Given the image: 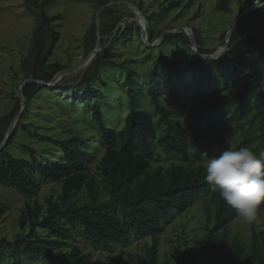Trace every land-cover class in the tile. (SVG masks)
Wrapping results in <instances>:
<instances>
[{"label":"trees","instance_id":"16d2710c","mask_svg":"<svg viewBox=\"0 0 264 264\" xmlns=\"http://www.w3.org/2000/svg\"><path fill=\"white\" fill-rule=\"evenodd\" d=\"M28 1L45 10L59 0ZM90 1L100 6L107 4L104 0ZM143 1L140 0L138 7L146 14ZM254 1L245 2V7H250ZM147 18L150 24L151 18ZM41 19L51 21L54 18L43 13ZM259 28L254 26L246 30L245 37L234 28L229 50L219 59L192 56L189 68L206 74L207 80L210 83L215 81V84L200 106L184 118L163 100L155 77L157 67L144 77V80L152 81L147 91L138 79L139 72L126 68L129 110L123 127L117 129L106 125L103 109L99 105L94 108L93 118L100 129L95 145L104 149L98 163L104 187L102 198L100 180L90 167L94 148L82 147L81 136L52 139L63 155L59 161L42 160L33 147H28L32 154L30 159L15 157L7 150L19 127L34 135L30 125L23 120L29 115L30 102L34 99L31 92L43 88L37 78L50 81L65 69L64 65L54 63L51 70L41 71V67L44 68L42 61L41 74L25 84L23 93L27 103L16 131L0 150V179L27 197L35 196L43 182H61L62 194L56 200L48 198L45 210L37 203H26L20 225L29 231L18 234L13 240L0 239L2 264L6 257L18 260L22 256L41 259L43 264H104L92 260L79 248L69 254L57 252L74 236L78 227L92 247L105 252L151 238L152 243L144 246L138 264H158L160 235L198 202L204 204L206 213L204 249L209 264H264V230L254 231L250 243L240 236H230L231 225L239 216L207 183L204 169L213 149L216 150L213 157L240 147H250L258 156L264 157V75L260 89L255 90L252 79L256 65L251 62L255 60L254 54L264 57V31ZM179 35L182 34L165 36L162 44ZM149 40H154L151 33ZM196 41L201 46L197 38ZM186 42L191 44L188 37ZM199 53L206 54V51L199 49ZM104 58L97 55L94 59L96 68L83 82L87 85L85 91L104 95L102 90L93 86V82L100 78L101 68L110 63ZM234 64L241 67L234 81L240 87L226 91L224 89L230 85L231 79L225 71ZM252 65L254 72H250ZM146 99L149 107L144 104ZM20 112L17 110L16 115ZM210 138L213 141L207 144ZM164 160H169V165H163ZM83 190L88 192L89 200L79 204L75 198ZM260 212H264V204ZM39 229L47 230L54 238H40L37 235ZM176 257L180 262L193 264L190 253ZM112 264L131 262L116 258Z\"/></svg>","mask_w":264,"mask_h":264},{"label":"rangeland","instance_id":"374dc122","mask_svg":"<svg viewBox=\"0 0 264 264\" xmlns=\"http://www.w3.org/2000/svg\"><path fill=\"white\" fill-rule=\"evenodd\" d=\"M104 1L107 4L100 6L90 0H59L42 10L28 0H0V141L4 140L19 116L16 115L17 110L25 108V84L33 82L41 74L42 61L44 68L41 67V71L45 72L51 70L54 63L64 65V70L71 71L58 81L52 83L63 70L50 81L41 80L51 85L42 84L37 78V83L43 88L33 89L31 92L34 99L30 102L29 115L23 120L30 125L34 135L19 127L7 150L15 157L30 159L32 154L28 147H33L37 149V156L42 160L59 161L63 155L52 139L81 136L82 147L94 148L90 167L100 180L101 198L104 197V187L99 176L98 163L104 149L95 145L100 129L93 118L94 108L99 105L103 109L106 125L117 129L123 127L129 110L128 89L125 84L126 68L139 72L138 79L147 91L152 81L144 80V77L157 67L155 77L163 100L179 117L184 118L209 96L215 81L210 83L206 74L196 73L189 68L192 56L198 53L192 44L186 42V37L189 39L186 32L173 33L172 35H182L171 37V41L165 44H162L165 38L163 33L183 27L191 28L193 37L196 31L195 39L201 44L198 50L206 51V54L200 53L199 56L219 59L215 52L220 46H226L227 34L234 25L243 37L246 30L254 26L264 31V25L261 26L264 20V0H255L247 8L245 2L249 0H144L145 16L151 18V23L146 24L149 33L154 36L151 42L148 35V39L144 36L140 24L129 20L134 13L125 3L127 0ZM129 1L137 6L140 2ZM43 13L54 19H41ZM230 41L226 51L229 50ZM98 44L97 55L110 61L99 71L100 78L93 82V86L102 90L104 95L85 91L87 85L83 84L95 70V63L83 69L85 72L74 71ZM253 58L255 60L251 62H255L256 71L252 82L255 90H259L264 75V57L257 53ZM240 71L239 64L237 67L234 64L227 68L225 72L230 76L231 82L224 90L240 87L234 84ZM250 72H254V65L250 67ZM144 104L149 107L148 99ZM16 126L17 123L14 131ZM212 141L213 138H210L206 143L210 144ZM215 151L213 149L209 153L208 160L213 158ZM162 164L169 165V160H164ZM61 194V182H43L35 196L27 197L0 179V239L5 237L13 240L18 234L29 231L20 225L27 202L37 203L45 210L47 199L53 197L56 200ZM88 200L89 194L86 190L81 191L75 198L79 204ZM205 225L204 204L198 202L177 217L166 232L160 235L158 264H185L176 256L186 253L192 254L193 264H209L204 249ZM262 230L264 212H260L252 223H245L238 217L231 225L230 236H240L246 243H250L253 232ZM73 234L57 252L69 254L74 248H79L92 260H100L104 264H112L116 258L138 264L144 246L152 243V239L147 238L127 246H119L112 252H105L89 244L81 227L76 228ZM37 235L40 238H54L43 229H39ZM3 264H43V261L25 256L18 260L6 257Z\"/></svg>","mask_w":264,"mask_h":264},{"label":"clouds","instance_id":"9594fccd","mask_svg":"<svg viewBox=\"0 0 264 264\" xmlns=\"http://www.w3.org/2000/svg\"><path fill=\"white\" fill-rule=\"evenodd\" d=\"M205 179L245 223L254 222L264 204V157L250 147L228 149L204 164Z\"/></svg>","mask_w":264,"mask_h":264},{"label":"water","instance_id":"95a60500","mask_svg":"<svg viewBox=\"0 0 264 264\" xmlns=\"http://www.w3.org/2000/svg\"><path fill=\"white\" fill-rule=\"evenodd\" d=\"M125 3H126V4H130L131 2H130V1H125ZM254 7H256V5H255ZM246 12H247V11H246ZM246 12H245V13H246ZM140 13L143 15V17L145 18V20H146V22H147V24H148V22H149V21H148V18L145 16V14H144L142 11H140ZM243 14H244V13H243ZM243 14H242V15H243ZM242 15H241V16H242ZM238 20H239V18L236 20V22H237ZM235 26H236V25H234V26L231 28V30L228 32V34H227V44H226L225 51L228 49V42L230 41V38H231V36H232V33H233V30H234ZM146 31H147V30H146V28H145V33H146ZM186 31H187V28H186V27H183V28H180V29H177V30H174V31H167V32H164V33H163V37H165V36H167V35H169V34H173V33H182V32H186ZM146 39H148L147 34H146ZM189 39H190V42H191L192 46H193L194 48H197L198 45H197V41H196L195 37L190 36ZM148 42H149V41H148ZM149 45L152 46L150 43H149ZM98 46H99V44L97 45V47L94 49L93 52H96V50L98 49ZM225 51H224V53H225ZM70 71H71V70H63L61 73H59V74L53 79V82H52V83L58 81V80H59L64 74H66L67 72H70ZM28 81H30V80H28ZM40 82H41L42 84H45V85H51L50 83L45 82V81H40ZM23 110H24V108H22V110H21L19 116L17 117L16 121L14 122V124L12 125V127H11V128L9 129V131L7 132L5 138H4V140H3V142H2V144H1V146H0V150L6 145L8 139H9V137H10V135H11V131H12V129L14 128V126L16 125V123L18 122V120H19V118H20L21 113H22Z\"/></svg>","mask_w":264,"mask_h":264},{"label":"bare ground","instance_id":"6f19581e","mask_svg":"<svg viewBox=\"0 0 264 264\" xmlns=\"http://www.w3.org/2000/svg\"><path fill=\"white\" fill-rule=\"evenodd\" d=\"M127 6L132 11V13H134V15L129 18V20L130 21H133V20L137 21L140 24V26H141V29H142V32H143L144 36L146 37V34L149 36L148 27H147V24H146L147 22H146L145 18L143 17V15L140 13V11H141L140 8L136 4H134L132 2L130 4H127ZM145 28L147 30L146 33H145ZM225 48H226L225 45L220 46L219 49H218V51L216 52V54H223L224 51H225ZM98 51H99V46H98V49L96 50V52H92L84 60L83 64L77 70H74V71L77 72L78 70H83V69H86L88 66H90V64L93 63L94 59L96 58ZM74 75H75V73H74ZM12 131H14V130L12 129ZM12 131H11V133H12Z\"/></svg>","mask_w":264,"mask_h":264},{"label":"built area","instance_id":"2783aa9c","mask_svg":"<svg viewBox=\"0 0 264 264\" xmlns=\"http://www.w3.org/2000/svg\"><path fill=\"white\" fill-rule=\"evenodd\" d=\"M187 28V31H186V33L188 34V36L190 37V36H193L194 34H193V30L191 29V28H188V27H186ZM194 48V47H193ZM195 50H196V52L198 53V56H199V50H198V47L197 48H194ZM215 54H216V52H215ZM224 54V53H223ZM223 54H216V57L217 58H219V57H221Z\"/></svg>","mask_w":264,"mask_h":264}]
</instances>
